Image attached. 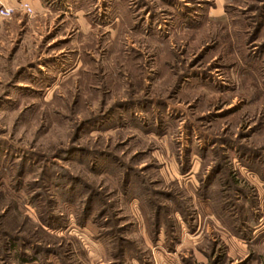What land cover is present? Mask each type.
Wrapping results in <instances>:
<instances>
[{
    "label": "rangeland",
    "instance_id": "rangeland-1",
    "mask_svg": "<svg viewBox=\"0 0 264 264\" xmlns=\"http://www.w3.org/2000/svg\"><path fill=\"white\" fill-rule=\"evenodd\" d=\"M27 1L0 0V264H264V0Z\"/></svg>",
    "mask_w": 264,
    "mask_h": 264
},
{
    "label": "built area",
    "instance_id": "built-area-1",
    "mask_svg": "<svg viewBox=\"0 0 264 264\" xmlns=\"http://www.w3.org/2000/svg\"><path fill=\"white\" fill-rule=\"evenodd\" d=\"M19 5L21 8H23L25 11L29 13L33 11L32 5L27 0H20ZM14 9L15 8L13 5H1L0 15L3 17H9L12 15Z\"/></svg>",
    "mask_w": 264,
    "mask_h": 264
},
{
    "label": "crops",
    "instance_id": "crops-1",
    "mask_svg": "<svg viewBox=\"0 0 264 264\" xmlns=\"http://www.w3.org/2000/svg\"><path fill=\"white\" fill-rule=\"evenodd\" d=\"M39 1V0H38ZM46 5V4H45ZM47 7V6H46Z\"/></svg>",
    "mask_w": 264,
    "mask_h": 264
}]
</instances>
